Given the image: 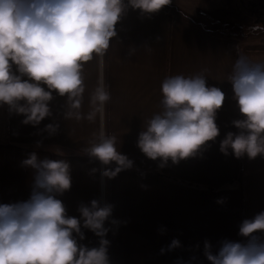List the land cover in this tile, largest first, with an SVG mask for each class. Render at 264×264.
I'll use <instances>...</instances> for the list:
<instances>
[{
  "label": "crops",
  "instance_id": "0c3cea01",
  "mask_svg": "<svg viewBox=\"0 0 264 264\" xmlns=\"http://www.w3.org/2000/svg\"><path fill=\"white\" fill-rule=\"evenodd\" d=\"M172 4L177 9L166 6L151 16L128 9L103 63L93 59L85 65V91L78 108L54 93L53 115L34 127L0 106V203L30 198L34 170L22 165L30 153L36 152L39 159L68 161L72 186L57 197L68 215L79 217V205L93 199L113 206L105 223L110 229L105 237L110 242V264H209L205 241L213 252L223 240L245 241L239 235L242 221L264 211V156L237 159L231 150L228 155L220 151L226 134L238 131L232 121L242 118L229 75L238 53L264 62V47H257L259 34L241 38L206 23L238 10L240 0H172ZM131 49L135 51L129 55ZM177 74H202L209 86L225 93L216 118L220 134L197 156L160 167L159 160L141 152L137 140L161 109L162 81ZM101 78L111 99L102 115L89 119L95 110L91 97ZM49 123L59 125L56 134L45 131ZM101 131L115 136L117 149L133 161L132 168L113 178L103 172L114 169V163L106 166L84 153ZM112 220L118 223L113 225ZM82 231L85 239L79 243L99 246V237ZM173 239L181 246L169 250Z\"/></svg>",
  "mask_w": 264,
  "mask_h": 264
},
{
  "label": "clouds",
  "instance_id": "9594fccd",
  "mask_svg": "<svg viewBox=\"0 0 264 264\" xmlns=\"http://www.w3.org/2000/svg\"><path fill=\"white\" fill-rule=\"evenodd\" d=\"M171 3L172 0H0V106L22 115V122L34 127L53 115L50 102L54 93L78 108L85 91V65L93 59L103 63L118 35L117 25L128 9L151 16ZM134 51L131 49L129 55ZM228 81L242 118L232 121L238 131L226 134L220 151L228 155L231 150L237 159L264 156V62H254L238 53ZM160 91L161 109L139 133L137 147L164 167L168 161L178 164L197 156L216 140L220 134L216 118L225 93L209 86L202 74L168 76ZM110 99L101 78L91 97L95 110L89 119L96 113L102 115ZM58 129V124L45 125L49 135ZM116 143L115 136L101 131L84 149L85 154L103 165H116L104 170L108 178L133 167V161L117 149ZM22 165L34 170L33 188L26 201L0 203V264H110V242L105 238L110 229L105 223L112 216L113 206L93 199L79 205V217L70 216L57 198L71 189L69 162L39 159L33 152ZM82 229L99 237L98 247L78 242L85 239ZM261 234L264 211L242 221L239 235L245 241L223 240L216 252L205 241L204 255L209 264H264ZM180 246V241L173 239L169 250Z\"/></svg>",
  "mask_w": 264,
  "mask_h": 264
},
{
  "label": "rangeland",
  "instance_id": "374dc122",
  "mask_svg": "<svg viewBox=\"0 0 264 264\" xmlns=\"http://www.w3.org/2000/svg\"><path fill=\"white\" fill-rule=\"evenodd\" d=\"M260 0H240V4L238 7V10H235L234 12L229 11L230 13H226L220 17L215 18L211 22L209 20L206 22L209 24H214V29L222 32L224 34H230L241 38L247 37V35H256L259 34V37L261 38L257 39L259 45L264 46V17L263 15L254 14L250 11V8L255 7L256 3ZM172 9H177L175 5L172 3L170 5ZM260 12H264V10L258 9ZM235 24L233 25V23Z\"/></svg>",
  "mask_w": 264,
  "mask_h": 264
},
{
  "label": "trees",
  "instance_id": "16d2710c",
  "mask_svg": "<svg viewBox=\"0 0 264 264\" xmlns=\"http://www.w3.org/2000/svg\"><path fill=\"white\" fill-rule=\"evenodd\" d=\"M258 9H260V10H264V0H260L259 2H257L256 3V8L255 7H251L250 8V11L252 12V13H254V14H259V16L260 15H263V17H264V12L262 13V12H260V11H258ZM263 21H264V19H263ZM233 23V22H232ZM235 24V22L233 23V25ZM257 47H264V46H262V45H259V46H257Z\"/></svg>",
  "mask_w": 264,
  "mask_h": 264
}]
</instances>
